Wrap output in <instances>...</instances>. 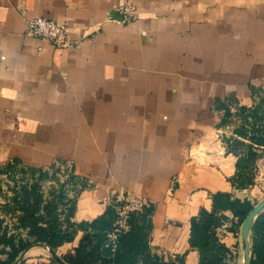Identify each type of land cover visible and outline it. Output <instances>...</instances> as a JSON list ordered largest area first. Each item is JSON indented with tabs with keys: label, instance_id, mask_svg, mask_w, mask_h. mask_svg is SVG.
<instances>
[{
	"label": "crops",
	"instance_id": "crops-1",
	"mask_svg": "<svg viewBox=\"0 0 264 264\" xmlns=\"http://www.w3.org/2000/svg\"><path fill=\"white\" fill-rule=\"evenodd\" d=\"M30 17L66 23L69 45L27 35ZM262 89L264 0H0V165H69L84 183L74 221L143 196L164 258L196 262L188 220L210 209V193L231 191L226 108L252 106ZM254 182L231 192L252 201L257 183L264 191ZM227 225L216 235L232 251Z\"/></svg>",
	"mask_w": 264,
	"mask_h": 264
},
{
	"label": "trees",
	"instance_id": "trees-1",
	"mask_svg": "<svg viewBox=\"0 0 264 264\" xmlns=\"http://www.w3.org/2000/svg\"><path fill=\"white\" fill-rule=\"evenodd\" d=\"M262 92L255 105L239 107L236 115L240 122L235 123L230 136L222 138L225 152L235 157L233 172L226 177L231 191L247 189L255 183V162L264 154ZM225 113L226 118L234 115L227 108ZM231 168L229 162L221 171L228 174ZM55 170L53 163L45 168L34 167L15 158L0 165V177L3 175L0 183H4V189L0 186V264H12L32 243H45L56 251L71 242L78 232L80 236L71 251L58 255L65 264H185L184 253L164 258L152 251L149 203L127 214L125 228L116 222L113 202L89 220L74 221L76 198L84 186L83 180L69 168L67 178L59 182ZM67 184L70 187L66 188ZM231 191L210 193V209L199 208L189 218L187 243L196 251L194 264L232 263L234 254L218 239L216 230L228 222L227 229L238 233L243 218L256 201L239 198ZM248 239L249 264H264V209L253 220ZM18 264L29 263L22 259ZM33 264L57 263L48 257L45 262Z\"/></svg>",
	"mask_w": 264,
	"mask_h": 264
},
{
	"label": "built area",
	"instance_id": "built-area-1",
	"mask_svg": "<svg viewBox=\"0 0 264 264\" xmlns=\"http://www.w3.org/2000/svg\"><path fill=\"white\" fill-rule=\"evenodd\" d=\"M124 15L132 11L131 4L124 2L120 8ZM69 26L64 22H56L44 17H30L25 21V33L32 37L53 42L57 46L65 47L69 45ZM116 203L117 224L120 228H125V218L131 211H137L148 201L138 194L129 193L120 198L110 199L107 203ZM113 238V235L111 236Z\"/></svg>",
	"mask_w": 264,
	"mask_h": 264
},
{
	"label": "rangeland",
	"instance_id": "rangeland-1",
	"mask_svg": "<svg viewBox=\"0 0 264 264\" xmlns=\"http://www.w3.org/2000/svg\"><path fill=\"white\" fill-rule=\"evenodd\" d=\"M262 91H264V89H262ZM262 91L260 92V94L263 93ZM260 98H261V96L257 94L256 99H254V103L252 104V106L255 105L260 100ZM239 107L240 106L236 105L235 103H234V105L231 104L228 106V109L230 111H233L234 115L229 116V118L227 119L226 122H230L232 125L233 124L235 125L236 122H240V120H238L239 115H236V112H238ZM250 121H252V120L250 119ZM19 162L23 165H27V164L22 163L20 160H19ZM53 164L55 165V169H56L54 176L56 178H58V181L61 182L62 180L66 179L67 178L66 173L68 172V169L70 168L69 165L64 164L62 162H59V161L53 162ZM28 166H32V165H28ZM47 166L48 165L39 166V167L45 168ZM257 166L258 167L256 170V176H259V179L261 181H264V154H263V159L258 161ZM34 167H37V166H34ZM16 175L20 176V174H18V173ZM0 178H3V175ZM1 183H0V186L2 189H4V183L3 182H1ZM258 185L259 184L257 183L256 187L259 189H254L256 191L251 190V192H250V196L253 197L252 201H257L264 196V191L262 190L263 189L262 184H260L259 186ZM77 186L78 185H76V188H77ZM68 187H70L69 184L66 185V188H68ZM260 187H261V189H260ZM77 197H78V195H77ZM76 200H77V198H76ZM5 219L7 220V217ZM234 237H235L236 241H233L234 243L231 244V246H232L231 249L233 252H235V260H233L234 261L233 264H239L240 258H241L240 257V244H239V231L236 234V236H234ZM64 249H65L64 247H62V248L59 247L56 249V253L58 255L62 254L65 252ZM48 257H49V255H48L47 251L44 248H42L41 246L29 247L27 252L24 254V259H26V261H30V260L33 261L35 259L38 261H44L45 262Z\"/></svg>",
	"mask_w": 264,
	"mask_h": 264
},
{
	"label": "water",
	"instance_id": "water-1",
	"mask_svg": "<svg viewBox=\"0 0 264 264\" xmlns=\"http://www.w3.org/2000/svg\"><path fill=\"white\" fill-rule=\"evenodd\" d=\"M264 209V197L260 198L255 204L251 207V209L247 212L245 217L243 218L240 227H239V244H240V263L239 264H249V254H250V245H249V239H248V233H249V228L252 225L253 220L255 217ZM34 246H41L44 248L49 257L56 262L57 264H65L56 251L48 246L45 243H32L29 247H34ZM28 247V248H29ZM26 248L23 250L16 260L12 264H18L23 258L24 254L28 250Z\"/></svg>",
	"mask_w": 264,
	"mask_h": 264
}]
</instances>
